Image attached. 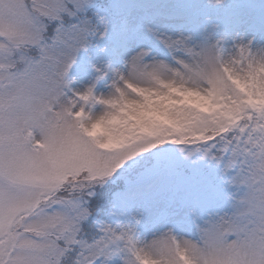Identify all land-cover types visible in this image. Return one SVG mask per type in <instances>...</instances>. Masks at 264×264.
<instances>
[{
  "label": "snow or ice",
  "instance_id": "6c2138e0",
  "mask_svg": "<svg viewBox=\"0 0 264 264\" xmlns=\"http://www.w3.org/2000/svg\"><path fill=\"white\" fill-rule=\"evenodd\" d=\"M0 264H264V0H0Z\"/></svg>",
  "mask_w": 264,
  "mask_h": 264
}]
</instances>
